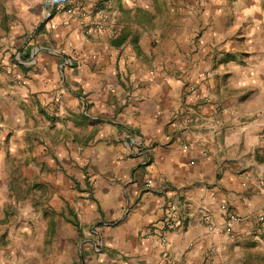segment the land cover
<instances>
[{"label":"crops","instance_id":"obj_1","mask_svg":"<svg viewBox=\"0 0 264 264\" xmlns=\"http://www.w3.org/2000/svg\"><path fill=\"white\" fill-rule=\"evenodd\" d=\"M127 1L110 38L0 0V264H264V46L161 57Z\"/></svg>","mask_w":264,"mask_h":264},{"label":"rangeland","instance_id":"obj_2","mask_svg":"<svg viewBox=\"0 0 264 264\" xmlns=\"http://www.w3.org/2000/svg\"><path fill=\"white\" fill-rule=\"evenodd\" d=\"M42 1L46 13L52 0ZM114 1L120 0H87L92 7L109 6L115 18ZM127 4L131 9L140 6L137 17L148 38L146 45L156 48L161 57L204 41L217 46L235 43L241 50L234 56L223 55L222 62L242 63L248 56L245 51L264 46V0H128ZM32 190L36 202L37 191H47L39 184H33Z\"/></svg>","mask_w":264,"mask_h":264},{"label":"built area","instance_id":"obj_3","mask_svg":"<svg viewBox=\"0 0 264 264\" xmlns=\"http://www.w3.org/2000/svg\"><path fill=\"white\" fill-rule=\"evenodd\" d=\"M54 13L62 16L63 26L74 25L87 36H98L107 34L110 38L119 33V27L116 19L111 14L109 6L92 7L87 0H52L49 9L46 10V16L50 17ZM264 159V155L262 156ZM150 185L149 182L146 184ZM226 213V224L229 226L236 218L234 214ZM178 208L174 204L168 205L166 215L161 221V229L157 231L158 243L161 249L165 250L168 245L167 233L174 229L178 220Z\"/></svg>","mask_w":264,"mask_h":264},{"label":"trees","instance_id":"obj_4","mask_svg":"<svg viewBox=\"0 0 264 264\" xmlns=\"http://www.w3.org/2000/svg\"><path fill=\"white\" fill-rule=\"evenodd\" d=\"M122 42L121 38H116L114 41H112L113 45H119Z\"/></svg>","mask_w":264,"mask_h":264}]
</instances>
